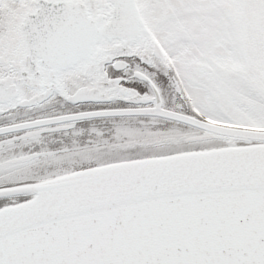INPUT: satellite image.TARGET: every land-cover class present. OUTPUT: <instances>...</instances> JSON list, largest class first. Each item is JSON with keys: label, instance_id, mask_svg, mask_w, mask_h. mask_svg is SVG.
<instances>
[{"label": "snow or ice", "instance_id": "1", "mask_svg": "<svg viewBox=\"0 0 264 264\" xmlns=\"http://www.w3.org/2000/svg\"><path fill=\"white\" fill-rule=\"evenodd\" d=\"M0 264H264V0H0Z\"/></svg>", "mask_w": 264, "mask_h": 264}]
</instances>
